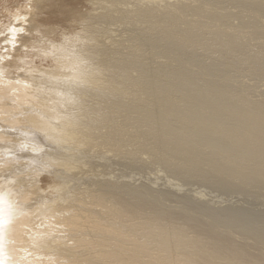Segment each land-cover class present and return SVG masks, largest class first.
<instances>
[{
	"label": "rangeland",
	"instance_id": "rangeland-1",
	"mask_svg": "<svg viewBox=\"0 0 264 264\" xmlns=\"http://www.w3.org/2000/svg\"><path fill=\"white\" fill-rule=\"evenodd\" d=\"M76 1L77 11L72 14V17L83 15L84 9L88 7L87 27L99 43L109 48L103 50V55L105 62L110 64V68L105 71L106 78L103 80L106 83L105 86L96 90H86L84 93L88 101L87 107L91 110H85L81 114L92 117L91 114L98 111L97 105H102L103 115L93 119L96 124L94 130L89 128L85 130L90 137V143L88 145L77 143L78 151L84 152L78 158H81L82 163L86 165L81 172L73 170L68 178L71 185L69 189L71 199L79 193L82 202L89 206L88 203L92 201L91 196H96L98 189L101 188L105 191L104 202L109 204L111 202L110 185L122 182L123 185L142 186L141 189L146 187L148 190L143 189L144 191L154 190V194L170 193L166 196L167 198L165 197L170 200L165 202L175 204L174 206H180L182 203L187 206L189 204L190 207L196 206L195 209L199 212L211 207L215 213L218 211L216 215L221 213V215L234 216L233 218L240 220L246 218L245 221H249L253 226L257 227L260 224L257 228H261L264 232V183L258 182L264 178V156L260 158L262 161L257 160L261 162L258 164L263 163L261 165L263 168L257 171L255 168L258 165L257 161H248L246 156H241L247 153L233 147L232 143L236 137L237 110L247 109L249 104H255L256 101L264 103V70H259L260 64L264 62V20L250 19L245 9L243 10L246 4L252 2L250 0H200L196 2L165 0L169 4L184 1L190 4L191 8L181 10L176 16H163L158 5L153 3L147 7V10L152 12L147 14L145 19L137 20L128 13L130 9L139 7L137 0H89V6L84 3V0ZM165 1L160 2L161 6H165ZM3 2L4 0H0V3ZM206 3H208L209 10L204 13ZM56 16L48 17L43 23L68 27V23H64ZM116 44L118 46L114 47ZM116 65L124 67L123 74L119 72ZM139 70L148 74L145 80L146 86L141 85L143 90L140 89V93L131 92L130 82H125L123 76H136ZM114 87L118 90L108 93V90ZM102 89L101 96L89 97L91 92ZM199 94L216 100L215 105L209 106L199 102L195 98ZM167 102L173 106L169 108V111H167ZM164 106L167 107L165 110ZM163 110L167 113L172 111V113L165 112L162 115ZM256 111L263 115L264 104L259 105ZM111 114L115 116L116 124H121L116 128L135 130V133L131 131L133 133L131 135H136V133L139 135L135 127L142 128L141 130L147 133L146 136L143 133L146 138L141 136L142 131L138 129L141 135H136L138 139L135 136V140L145 138V143L150 144V147L148 144L149 148H152L154 144L153 151L148 148L150 150L148 153H141L138 150L139 148L142 150L141 147H135L133 142L128 144L131 139L134 140L131 136L127 137L128 139H119L120 141L116 143L114 140H118L119 137L116 138L118 133L115 137L113 130L110 132L109 128H107L108 131L104 128V126L107 127V120L108 126L111 122L112 128L115 119L111 118ZM109 116L111 120L113 119L112 121ZM161 116L164 119L162 121L167 123V127L165 126L167 129L159 120ZM257 122L252 128L260 124ZM147 125L150 129L153 128L152 131ZM132 126L135 127L131 128ZM168 126L171 128L168 129ZM198 128H201L200 131L206 130L215 134L209 136L205 132L198 131ZM223 128H227L228 131L225 135H220L219 131ZM104 129L106 133L113 134L110 136L112 139L107 134L109 138H105L107 141L97 136L103 134ZM248 130L245 132H250V129ZM176 136L177 138L180 136V140L185 141L186 146L183 148L196 146L194 149L198 152L190 158L193 163L201 159H213L217 164L220 162L224 164V167L230 168L226 167V170L221 168L222 174L229 170L231 173L241 171L247 175L246 178L251 179L252 177L251 181L245 178L239 180V183L235 182L237 185L231 184L233 187L222 185L217 180L218 177L216 178L213 174L216 166H209L207 163H204L202 168H196L200 171L196 169L193 171V167L190 170L184 168L185 170L178 172L183 168V166L179 168L181 164L183 165L181 161L185 160H182L180 151L179 153L174 152L176 154L169 151L164 152L168 147L164 149L163 145L161 146L164 138L167 142H179L175 139ZM125 139L127 142H122ZM148 139L154 140L153 143ZM135 140L134 144L137 146ZM182 143L179 142L180 145ZM114 144L121 145V148H116L118 145L113 147ZM158 145L163 148V151H160L162 148L157 147ZM156 150L157 153L159 151L161 155L163 154V157L169 155L170 161L166 159L169 163L174 155L177 159L180 158L179 166L176 164L179 162L174 161L175 157L170 164L167 161L164 163L163 158H153L152 152ZM177 154H179L178 157ZM152 159L158 161L155 162ZM174 162L175 169L178 166L179 170L171 173L174 167L170 168V166L171 164L173 166ZM186 170L190 171H188L189 174ZM192 175L193 177H189ZM211 175L212 180L209 179ZM145 178L151 183H144ZM94 179L101 182L96 186H88V183L94 182ZM157 181L159 184L154 189L151 184H156ZM167 203L165 204L168 205ZM98 210L95 209V211ZM106 213H99L101 218L105 219V223L126 229L124 223H115L111 215ZM147 214H152V212L148 211L143 213L144 216L139 217H145L147 220ZM90 224L80 222V226L85 227L87 231L86 228ZM127 233L126 231L125 234Z\"/></svg>",
	"mask_w": 264,
	"mask_h": 264
},
{
	"label": "clouds",
	"instance_id": "clouds-1",
	"mask_svg": "<svg viewBox=\"0 0 264 264\" xmlns=\"http://www.w3.org/2000/svg\"><path fill=\"white\" fill-rule=\"evenodd\" d=\"M52 2L0 3V264L77 260L72 232L56 221L71 210L57 209L68 204L76 132L81 113L91 110L87 82L94 72L106 78L103 50L109 48L88 29V7L68 27L43 23ZM250 2L264 6V0ZM84 3L89 6V0ZM97 109L102 116V105ZM42 217L53 223L42 228Z\"/></svg>",
	"mask_w": 264,
	"mask_h": 264
},
{
	"label": "bare ground",
	"instance_id": "bare-ground-1",
	"mask_svg": "<svg viewBox=\"0 0 264 264\" xmlns=\"http://www.w3.org/2000/svg\"><path fill=\"white\" fill-rule=\"evenodd\" d=\"M164 1L165 0H157L156 2H154V0H137V2L139 3V7L135 9H130L128 13L131 14L137 20L145 19L147 17V14H150L152 12V11H148L147 7L153 3H156L158 5V7L160 8V13L163 16H167V15L176 16L181 10H185L186 8H191V5L187 4L184 1L176 2L174 4L171 3L169 4L167 3V1H165V6H161L160 2H164ZM191 1L196 2L200 0H191ZM77 4L78 3L76 0H53V2L47 6L48 10L46 12L45 20H47L48 17L56 16L58 14V16L56 17H58L64 23L69 24V22L74 18L72 17V14L77 11ZM205 5L206 6L204 7L203 12L207 13L209 10L207 7L208 3H206ZM142 6L144 8H142ZM243 10L247 12L246 14L248 13L253 14L247 16L250 19H255L254 14H259L260 16H264V6L258 4H254V3L246 4ZM16 15L18 18H22L18 12H16ZM117 46L118 44L114 45V47ZM260 65L261 66L259 67V70H264V62H262ZM116 67H118L120 73L122 74L124 73L123 66L120 67L116 65ZM109 68H110V64L106 63L104 71L109 70ZM147 76L148 74L145 71L139 70L136 76L124 75L123 78L125 82H130V85L132 86L131 92L140 93L141 91L140 89H142V86L144 85L146 86L145 80ZM138 78H140V80ZM87 85H88L87 90H96L99 87L105 86L106 83L103 80H100L94 72V76L92 78H89ZM117 90L118 89L114 87L108 90V93H112ZM102 91L103 89L100 91L91 92L89 94V97L93 98L94 96H101ZM195 98L204 105L214 106L216 103V100L202 94H199ZM257 102L258 101L254 102L255 104H257V106H255V104H249L248 105L249 107L247 109L237 110L235 117V121L237 123V127L235 129L236 137L232 142L233 147L242 149L244 150L243 152L247 153L245 155L243 153V155L241 156H246L248 161H253V162H256L258 159H260L262 155L264 156V113L262 115L257 113L256 111L257 107L264 103L261 104ZM167 105H168L167 111H169V108L173 106H171L172 104L170 105L169 103L166 104V106ZM166 108L164 106L163 109L165 110ZM165 112L166 111L162 112V115H164ZM170 112L172 113V111ZM170 112L168 113L166 112V113L169 114ZM112 114L115 113L112 112ZM91 115L92 117L90 115H83V114H81L80 116V125L76 132V140L77 143H79L80 145H88L90 143L89 142L90 137L88 136L85 130H87L88 128L90 130H94L96 124L93 119L99 118V116H97L95 113ZM114 117L112 115L111 118ZM111 118L109 116L110 120ZM114 119L115 120L112 119L114 121L112 123V128L110 125L111 122L109 123L108 126V120L106 122L107 127L104 126V128L106 129L109 128L110 132L111 130H113L112 132H114V135L111 134L110 132H108L110 134L106 133V130L104 129L105 132L103 134L97 135L98 137H100V139L105 141L106 140L105 138H108L107 137L108 135L110 138L111 135L115 136L116 133H118V136L117 135H116L117 137L115 136L116 138L119 137L118 140L116 138H114L116 140L113 139L117 143L118 141H120L119 139H124L129 136L133 137L135 140L137 136L141 135L140 133L141 131H142V135H141L142 137H145L147 135V133L145 134V132H143V130H141L142 128L140 129V127L138 128L135 126L131 127V128L135 127V129H137V132L139 131V135L138 133H136L137 136L135 134L131 135L135 133V130L134 129L130 130L129 129L130 127L128 128L129 130H125V129L122 130V128L121 129L116 128V126L117 127L121 126V124L117 125L116 118ZM159 120L160 122H162V125H164V127L167 125V123L165 124L162 121L164 120L162 116L160 117ZM256 120L260 122V124L252 128L253 125L256 124L257 122ZM150 122L152 123V121ZM151 123H149L150 126ZM153 125L154 124H152V126ZM150 126L148 129L149 130L153 129V128L150 129ZM170 126H168V129L171 128ZM245 126L246 128H244ZM114 127L116 128L115 129L116 132L113 129ZM123 128L126 127L123 126ZM138 129H140L141 131ZM248 129H250V132L246 133L245 131H249ZM200 130L201 128H198V131ZM131 131L134 132L132 133ZM226 131H228V129L223 128L222 131H219V134L225 135ZM200 132L201 133L205 132V134H208L209 136L215 134L213 132H207L206 130L204 131L202 130ZM143 133L145 136H143ZM177 136L175 139L179 140V142L182 143L183 141L180 140L181 139L180 136L178 137L179 139L177 138ZM145 138L144 139L139 138V140H137L139 143H137V141L135 140L137 146L134 144V140L130 138L131 141L130 142L128 141L129 142L128 144H131V142H133V145L135 147L142 148V150L140 148L139 149L136 148L141 153L142 152L148 153L150 151L148 150L150 144L145 143L146 142ZM127 139H125L124 141L122 140V142H125ZM140 139L144 141L142 142V140L140 141ZM164 139L161 142L162 144L160 143L161 146L163 145V148L168 147L167 148L168 150L164 148L166 150L164 152L169 151L170 153L172 152L174 153L180 151L182 160L185 159L184 161H181L183 165L181 164V166L179 167L181 168L183 166V168H181L180 171H178L179 170L178 164H180L181 159L178 158L179 159L178 160L174 155L176 153H174L173 154L175 157V159L173 157L174 161L177 160L179 162L176 163L178 165L177 166L178 170L175 169L176 167L174 162L173 166L172 164L170 166V168L174 167L173 168L174 170H172L171 173H173L175 170L181 172L182 169L184 168L190 170V168L193 167L194 168L192 170L194 171L196 168H202L201 166H204V163H207L209 164V166L210 165L216 166V168H214L215 172L213 170L214 172L213 174L215 175L216 178L218 177L217 180L221 182L220 184L222 185H227V186L230 185V187H233L231 184L235 182L239 183V180L245 179L247 177V175L241 171H239L238 173H234L235 171L234 172L232 171L231 173L229 172L230 171L229 170L226 173L224 172V174H222L223 172L221 173V168L225 169L228 166L224 167V164L220 162L217 164L213 159H201L199 161H194L193 163L190 158H192L191 156L195 155V153L198 152L195 151L196 146L193 147L191 145L192 147L183 148L186 146L185 141L183 142L184 145L183 143L182 145H180L179 142L177 143H173V141L167 142L166 139L165 141ZM153 141L149 140V142L152 143ZM119 144H117L118 146L114 144L113 147L117 146L116 148L119 147L121 148V145L119 146ZM153 145L154 144H152V148L149 149L151 150L154 149ZM248 145H253V146H248ZM161 146L158 145L157 147H161ZM187 146H189V144H187ZM163 148L160 149V151L161 150L163 151ZM143 149L148 151H144ZM157 150L154 152H152L153 151L152 150L151 152L153 154L150 152L153 158H159V159L163 158L162 160L163 161L165 160L164 163H166V161L168 162V160L166 159H169L170 161L171 157L169 155L166 156V157L169 156V158H166L165 156L163 157V154L161 155L159 151L157 153ZM83 153H84L83 151L81 152L78 151V156ZM164 155L166 154L164 153ZM258 155L260 156L258 157ZM178 156L179 154H177V157ZM173 159L171 160V162L173 161ZM260 160L257 161V164L258 162L261 163ZM82 161L81 158H78L77 162L74 164L72 171L78 170V172H81L82 168L86 165V163L84 165ZM152 161L156 162L158 160L152 159ZM261 165H263V163ZM261 165L258 164L255 167L257 171H260L259 169L263 168ZM165 167L168 168V166ZM196 171H200V170L196 169ZM189 177H193V175ZM211 177L209 179L212 180L213 177L212 178ZM248 177L250 176L248 175ZM251 179L246 178V180L248 181H251ZM106 181L108 182V179ZM100 182L101 181L94 179V182L88 183V186H96ZM258 182L264 183V178L262 180L260 179ZM237 183L235 184L237 185ZM114 184L115 185H110L109 193H110L111 202H109V204H106L103 199V196L105 195V191L99 188L98 194L96 196H91L92 201L88 203L89 206H86V203L82 202V200L80 199L79 193H76L72 199H71L72 196L69 195L68 204L66 206H61L57 209V213H61V214L67 210H71V216L61 218V216L57 215L56 221H58L61 224H66L69 230L72 232L73 239L76 241V245H77L76 251L73 253L77 257L76 264H264V232L261 228H260L261 230L257 228L258 226H260V224L257 227L253 226L251 223H249V221L247 220L245 221L246 218L244 220L233 218L234 217L233 214H232L233 217L227 215H221V213H219L220 215H216L218 211H216L215 213L211 209V207L210 209L212 211L208 209L206 211L199 212L197 211L198 209H195L196 206L190 207L189 204L187 206L182 203L180 206H174L175 204L172 205L169 203L170 204L169 206V204L165 201L167 200L166 196H169L170 193L154 194L153 193L154 190L153 191L151 190L152 192L144 191V190H148L146 189L145 186H144L145 189L144 188L141 189L142 187L141 185H140L141 187L138 186L139 187L138 188V187L130 186L128 184L123 185L122 182L114 183ZM165 203H167L168 205H166ZM95 209H99V210L95 211ZM148 211L152 212V214H147L148 221L145 219V217L144 218L142 217L143 219L139 217V216H144L143 213H147ZM106 212L111 215L112 220L115 223L117 222L124 223L126 229H122V227L116 228L114 224L105 223V219L101 218L99 213L103 214ZM82 213H84V215ZM229 213L231 215V212ZM224 214H226V212H224ZM236 214L237 213H235V215ZM42 220L44 221V223L41 224L42 228L45 226V224L53 223L51 218L42 217ZM82 221L87 222L88 224L91 223L88 226V228H86L88 229V231L85 230V227L80 226V222ZM126 231L128 232L127 234H125ZM234 235H239L240 239L239 240L234 239Z\"/></svg>",
	"mask_w": 264,
	"mask_h": 264
}]
</instances>
